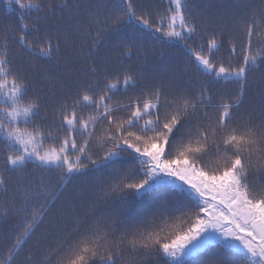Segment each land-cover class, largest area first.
Listing matches in <instances>:
<instances>
[{
  "label": "snow or ice",
  "instance_id": "1",
  "mask_svg": "<svg viewBox=\"0 0 264 264\" xmlns=\"http://www.w3.org/2000/svg\"><path fill=\"white\" fill-rule=\"evenodd\" d=\"M7 2L0 218L18 223L0 235V264H264V3L214 15L197 0ZM73 33L86 46L60 80L38 62L58 66ZM176 49L182 68L163 63ZM150 55L154 76L142 71ZM77 181L119 210L78 216L87 193L66 195Z\"/></svg>",
  "mask_w": 264,
  "mask_h": 264
},
{
  "label": "trees",
  "instance_id": "2",
  "mask_svg": "<svg viewBox=\"0 0 264 264\" xmlns=\"http://www.w3.org/2000/svg\"><path fill=\"white\" fill-rule=\"evenodd\" d=\"M95 2V0H92ZM140 3H143L145 7H149L154 5L155 0H139ZM198 5L200 7L197 8V11H200L203 8L208 14L218 15L222 11H234L229 5L232 4H239L240 0H197ZM247 5L246 9H241V11H247L249 9H255L261 6L264 3V0H245ZM223 6V7H222ZM17 12L15 10L9 11V5L7 0H0V31L4 29L5 25L8 24H15L16 23ZM69 43L66 49L62 48L61 52V61L57 66L55 62H38L41 66L42 70H47L49 73L54 74L60 80H67L72 73L66 70V62H70L75 56V49L79 47L80 44H85L86 42L77 34L73 33L68 37ZM158 48L159 45H156ZM108 55V49L105 47H101L99 51L93 52V56L98 60H103ZM217 55L220 56H227L228 50L227 46L221 49ZM186 61L185 54L183 50L176 49L169 53V58L166 62L169 67H177L182 68ZM134 66L139 67L138 61H133ZM162 66V61L158 55L156 56H148L147 58V66L142 68V71L148 76H154L155 70ZM80 67L79 64L75 65L73 71L78 70ZM262 73L257 72L256 77L259 79ZM232 85H223L218 84L215 85V89H218L220 92L225 90L231 89ZM42 115H47V113H42ZM32 172V169H29V173ZM95 175L99 176L102 173H95ZM15 181V177L12 178ZM55 183V180H53ZM83 190L87 193V195L79 201L78 206L76 208V214L80 217H84L85 215L88 216L89 219L93 217H101L105 215H109L112 213L113 210H119L120 204L119 201H112V200H103L97 199L99 188L98 186H93L90 184H85L83 182L77 181L71 187L68 188L69 194H74L75 191ZM3 196H0V204L3 203ZM64 204V201L61 204L57 205V209H59ZM94 205V207H92ZM140 210H147V204L138 205ZM55 211V210H54ZM70 211V210H69ZM156 222L161 227H165L163 219L157 217ZM18 223L17 217H10L8 219L0 218V235L7 234L11 235V229ZM74 220L70 217L67 221V229L70 230L73 226ZM45 227H50L49 225H45ZM63 231V229L61 230ZM173 231L171 221H169L168 226L166 227L165 232H162V235H167L168 232ZM54 238V237H53ZM4 252L3 244L0 242V254ZM2 258V257H0ZM126 264H128L126 259ZM136 264H159V260L156 257H147L141 256L138 258ZM189 264H199L198 257H190Z\"/></svg>",
  "mask_w": 264,
  "mask_h": 264
}]
</instances>
